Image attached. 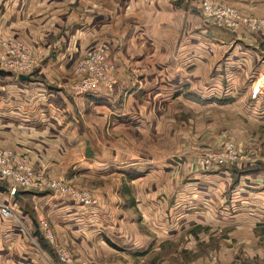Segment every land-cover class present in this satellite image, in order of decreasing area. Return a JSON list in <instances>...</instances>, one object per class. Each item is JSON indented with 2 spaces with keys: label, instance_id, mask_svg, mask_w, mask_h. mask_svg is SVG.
<instances>
[{
  "label": "crops",
  "instance_id": "crops-1",
  "mask_svg": "<svg viewBox=\"0 0 264 264\" xmlns=\"http://www.w3.org/2000/svg\"><path fill=\"white\" fill-rule=\"evenodd\" d=\"M224 1L264 16V0ZM0 36L26 42L37 60L24 79L0 72V147L21 154L34 174L82 186L106 172L134 173L127 180L133 205L144 210L145 222L159 234L148 240L175 242L174 255L184 250L193 255L188 264L204 262L196 244L198 235L205 237V226L227 225L234 236L264 223V183L245 185L221 166L203 175L189 169L182 185L175 159L154 161L153 151H148L151 156L119 151L116 144L122 136L144 135V94L173 90L172 74H189L185 82L177 76V87L183 82L203 98L227 100L220 103L250 100L242 113L261 110L264 115V81L255 97L250 94L264 74V38L206 22L198 0H0ZM98 41L107 43L117 67L113 90L72 95L67 84L72 63ZM210 68L214 73L205 77ZM121 91L128 93L118 103ZM95 197L92 207L48 191L17 189L9 197L0 180V204L10 208L8 216L0 214V264H53L37 237L41 218L74 257L92 256L84 234L106 229L110 217ZM196 229L201 231L197 236ZM127 243V253H143V260L157 248ZM225 254L221 264L231 263L232 252Z\"/></svg>",
  "mask_w": 264,
  "mask_h": 264
},
{
  "label": "rangeland",
  "instance_id": "rangeland-1",
  "mask_svg": "<svg viewBox=\"0 0 264 264\" xmlns=\"http://www.w3.org/2000/svg\"><path fill=\"white\" fill-rule=\"evenodd\" d=\"M237 7L242 13L255 17L263 16L245 12L239 6ZM257 35L262 39L264 38V34ZM214 68H210L211 71L209 69L204 75L207 73L208 77H211ZM172 76V81L176 87L173 90L158 91V94L153 97L151 94H144L146 105L144 104L145 107L141 112L146 118L145 125L141 127L143 130L141 133L143 132L144 135L122 136L121 141L116 142L118 146L120 145L119 151L122 149L132 153L143 151L147 152L146 155L148 156H151L148 151H153L155 153L153 155L154 161L156 157L175 159L178 162L176 164L178 168L175 172L176 178L182 185L188 181L189 169L191 172L203 175L205 172L208 173V170L219 169L221 166L234 171V173L232 172L235 175L233 177L240 176L244 179L243 184L245 185L252 186L253 182L264 183V115L261 110L258 113H253L247 108L249 111L243 114L241 108L249 107L250 100L241 104H228L220 103L227 102V100L215 101L217 99L213 97L203 98L200 96L202 92L197 93L195 88H188L183 82L180 87H177L176 83L180 82L177 81V78L180 75L172 74ZM187 76L184 74L180 78L182 81L190 80L189 74ZM194 76L193 74V78ZM259 76L256 79H259ZM115 93L117 95V92ZM127 93V91H121L116 96L115 99L119 101L118 103L125 101ZM259 102L263 101L259 100ZM128 103L132 102L129 101ZM116 138L120 139V137ZM228 144H232L237 152L232 164L219 165V168L212 166L200 168L197 165L203 154L224 151ZM141 148L143 150H140ZM106 150L114 151L113 148L111 150L106 148ZM233 168L235 170H232ZM132 176L135 174H125L122 177L116 173L106 172L105 175L91 177L83 181L81 187L85 186L84 188H88L90 191L92 189L95 195L99 197L102 208L109 212L111 217L107 220L106 229H101L96 234L85 232L86 250L90 251L89 253L92 255L87 260L93 262L95 259L93 262L95 264H109L110 262L112 264H126L127 262L136 264H188L187 262L193 255H187L184 250L182 255L175 254L178 255L175 256V242L158 241L156 243L148 240L147 237L149 236L156 240L159 234L152 231L150 225L145 222L144 210L133 205V197L129 192L127 181L128 177ZM51 228L55 242L66 246L69 252L75 256L72 249L56 240L55 232ZM202 230L205 237L198 235L200 230L194 231L195 236L198 235L199 239L196 244L198 246L196 252L202 255L203 259L199 258V261H204L203 263L198 262L199 264H221L226 255L225 252L228 251L233 254L232 262L229 264H264V223H256L251 230L239 231L234 236H231L232 229L227 225L221 227L205 226ZM131 241L141 247L145 243L147 247L154 246L157 248L147 255L148 260H143V253L135 255V257L127 253L129 248L127 242ZM163 246L166 248L161 249ZM47 251L48 254H52L49 245H47ZM194 254L196 253L194 252Z\"/></svg>",
  "mask_w": 264,
  "mask_h": 264
},
{
  "label": "built area",
  "instance_id": "built-area-1",
  "mask_svg": "<svg viewBox=\"0 0 264 264\" xmlns=\"http://www.w3.org/2000/svg\"><path fill=\"white\" fill-rule=\"evenodd\" d=\"M200 14L206 22L223 27L229 31L252 34H264V16L255 17L242 13L233 3L222 0H199ZM35 55L28 44L10 36H0V69L18 74H29L36 65ZM71 79L67 83L68 90L73 95H88L95 92L110 93L116 77L115 62L110 57V51L105 41L95 42L82 51L72 63ZM263 79L264 74L259 76ZM252 84L251 94L257 95L262 85ZM236 150L228 144L224 151L203 154L198 164L203 167H219L232 164L235 161ZM0 180L5 183V191L9 197L17 189L32 191H48L55 195L67 197L75 204L92 207L96 197L88 189L66 182L62 178L38 176L34 174L25 158L13 149L0 147ZM0 214L8 216L10 208L7 203L0 204ZM38 235L44 243L50 246L53 264H95L87 259L76 258L64 245L55 242L53 234L44 219L36 222Z\"/></svg>",
  "mask_w": 264,
  "mask_h": 264
},
{
  "label": "trees",
  "instance_id": "trees-1",
  "mask_svg": "<svg viewBox=\"0 0 264 264\" xmlns=\"http://www.w3.org/2000/svg\"><path fill=\"white\" fill-rule=\"evenodd\" d=\"M0 72H2V70H0ZM215 99H219L220 101H225L226 100V99H223V98H215ZM232 170H235V169L233 168ZM37 237H38V239H40L39 241H41L40 244L43 246V248L47 250V244L44 243L43 239L39 235Z\"/></svg>",
  "mask_w": 264,
  "mask_h": 264
},
{
  "label": "water",
  "instance_id": "water-1",
  "mask_svg": "<svg viewBox=\"0 0 264 264\" xmlns=\"http://www.w3.org/2000/svg\"><path fill=\"white\" fill-rule=\"evenodd\" d=\"M17 77L19 78V79H24V78H27L28 77V74H18L17 75Z\"/></svg>",
  "mask_w": 264,
  "mask_h": 264
},
{
  "label": "bare ground",
  "instance_id": "bare-ground-1",
  "mask_svg": "<svg viewBox=\"0 0 264 264\" xmlns=\"http://www.w3.org/2000/svg\"><path fill=\"white\" fill-rule=\"evenodd\" d=\"M259 83H260V86H261L263 84V79L261 81H259Z\"/></svg>",
  "mask_w": 264,
  "mask_h": 264
}]
</instances>
